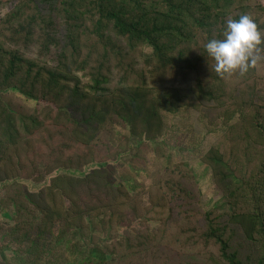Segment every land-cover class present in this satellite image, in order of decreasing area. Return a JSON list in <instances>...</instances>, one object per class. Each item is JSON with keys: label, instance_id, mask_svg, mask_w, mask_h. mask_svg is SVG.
Masks as SVG:
<instances>
[{"label": "trees", "instance_id": "obj_1", "mask_svg": "<svg viewBox=\"0 0 264 264\" xmlns=\"http://www.w3.org/2000/svg\"><path fill=\"white\" fill-rule=\"evenodd\" d=\"M27 2L36 9L44 6L48 11V24L43 32L45 51L32 57L26 50L0 44V95L12 89L44 104L36 114L41 145L26 139V126L21 130L12 122L16 118L14 101L8 104L0 101V185L12 182L19 186L4 187L23 189L22 194L4 198L14 205L18 217L12 225L0 223L2 247L10 248L11 238H14L24 250L16 252L24 263V256L46 253L52 246L51 239L56 243L64 240L73 223L76 237L90 230L95 214L116 216L122 210L128 221L154 212H172L176 203L191 210L192 204L198 203L199 195L182 185L177 193L170 195L162 191L155 194L154 189L148 191L150 206L143 207L140 195L131 197L124 186H113L114 181L107 178L108 172L101 168L106 163L101 162L103 155L96 141L87 138L95 123L103 124L108 116L116 115L131 124L132 136L143 135L149 142L157 141L164 132L163 106H174L173 103L191 97L194 108L212 124L210 118L215 115L228 125L229 133L238 138L243 135L247 141L252 137L258 161L261 160L251 174H241L242 162L233 161L220 148L214 147L205 158L230 208L229 214L217 216L211 211L205 214L204 236L219 247V256L213 262L264 264V89L251 87L246 91L251 93L248 100L243 101L242 94L236 105L224 103L201 75L203 59L193 52V47L204 38L207 41L220 38L227 16L233 13L234 0ZM236 11L241 13L233 18L247 14L246 9ZM33 16L20 20L25 22H20L16 31L31 32L36 24ZM86 16L91 25L87 24ZM13 17L7 22L19 21L20 13ZM59 19L64 22L63 38L69 46L65 50H58L57 35L62 32ZM257 24L261 30L262 26ZM92 33L108 47L123 49V66L139 47L150 48L151 54L141 55L136 62L130 59L126 68L130 75L135 74L132 83L127 82L128 74L118 81V89L113 91L108 87L112 82L111 72L105 71L103 66L84 81L86 78L81 72L86 69V60L78 66L67 62L70 45L75 47L80 36ZM118 43L122 44L119 48ZM51 54L54 57L50 59ZM159 95L171 101L164 103ZM237 116L239 122L231 125ZM89 137H94L90 131ZM56 147L61 153H47ZM95 163L100 167L79 179L73 177V172H85L87 166ZM109 169L116 173L111 166ZM47 180L50 184L39 192H31L23 183L21 185L23 181L43 184ZM226 216L228 219L224 221ZM62 221L64 224L58 225ZM228 222L244 233L246 242L257 248L247 260L232 249L235 231L231 232ZM93 252L100 257L103 255L96 248L89 250L90 254Z\"/></svg>", "mask_w": 264, "mask_h": 264}, {"label": "rangeland", "instance_id": "obj_2", "mask_svg": "<svg viewBox=\"0 0 264 264\" xmlns=\"http://www.w3.org/2000/svg\"><path fill=\"white\" fill-rule=\"evenodd\" d=\"M27 1L29 0H0V41L2 42L0 44L12 49L21 48L34 57L38 56V53L42 55L45 51L43 32L48 24V11L44 6L36 9L32 3L28 5ZM244 9L256 22H259L262 26L260 31L264 34V0H234L231 10L233 13L227 18H233L241 13L236 10ZM17 12L20 13L19 21L7 22L9 18H14L13 15ZM32 14L36 24L31 32H17L20 22H25L20 20ZM85 19L88 25L92 24L89 22V17L86 16ZM59 21L62 32L57 35L58 50L62 48L65 50L69 46L63 38L64 22L60 19ZM26 26L27 24L21 27ZM27 38L30 40L25 42ZM80 38L75 47L70 45L68 51L70 57L68 56L67 62L78 66L81 61L86 60V69L81 72L84 79L86 78L84 81L91 78V72L103 66L105 71L111 72L112 82L108 87L113 91L118 89V81L128 74L127 82L132 83L135 79V74L131 72L130 75L126 68L130 59L136 62L141 55L151 54L147 46L139 47L123 66V49L108 47L93 33ZM201 38H204V35ZM206 43L207 39L204 38L199 45L193 47V52L203 59L201 75L217 96L222 97L224 103L236 105L242 94L243 101L244 98L248 100L251 93L246 91L251 87L258 86L264 89V51L259 53L262 59L254 69L252 68L253 71L250 70L243 76L235 73L222 77L214 70L215 61L208 56L204 47ZM54 46L52 45L53 49ZM120 46L122 44L118 43L117 47ZM55 53L57 54V51ZM52 57L54 54L50 55V59ZM158 97L163 99L164 103L171 101L169 97L168 100L165 99L164 95ZM0 101L3 104L14 101L16 118L12 122L21 130L26 126L24 133L26 139L37 142L40 146L38 139L41 130L36 122V114L44 104L42 105L39 100L27 99L12 89L3 91ZM173 105L163 106L164 132L157 141L149 142L143 135L132 136L131 124L116 115L108 116L103 124L95 123V126L89 130L94 137L90 138L88 131L87 138L96 141L103 155L101 162L106 163L101 168L108 172L107 178H112L113 186H124L131 197L140 195L143 198V207L150 206L148 191L152 189L157 190L155 194L162 191L170 195L177 193L182 186H189L199 195L198 203L194 202L191 210L183 209L181 203H176L172 212H154L144 218L128 221L122 210L116 216L106 213L98 217L95 214L94 223L91 224L92 227L90 226L93 231L91 229L84 231L76 237L74 233L76 225L71 223L73 228L71 227V231H66L64 240L56 243L54 238L51 239L52 246H49L46 253L39 252L30 257L24 256V263L18 254L24 252L18 241L11 238L10 248L2 247L4 243L0 242V264H214L213 259L219 256V247L204 236L207 230L205 214L208 211L215 212L217 216L229 214L230 208L215 184L213 172L205 158L211 149L220 148L233 161L242 162L241 166L244 169H240L241 174H251L261 160L258 161L257 148L252 137L247 141L243 135L238 138L236 134L229 133L226 127L228 125H224L222 119L216 118L215 115L210 118L212 124L194 108L191 97H185L183 101ZM238 122L237 116L231 125H236ZM97 132L98 137L95 136ZM54 152L61 153L57 147L47 153ZM109 166L116 173L112 172ZM99 167L100 164H91L85 168V172H73V177L79 179ZM22 183L29 191L39 192L48 186L50 181L47 180L43 184L34 181H23L21 185ZM9 185L19 186L12 182L0 185V223L12 225L18 215L14 205L4 198L22 194L23 189L4 187ZM69 206L67 203L66 207ZM227 219L228 216L224 221ZM63 224L64 221L58 223V225ZM228 225L231 232L235 231L232 249L247 260L257 248L246 242V236L241 230L236 229L230 222ZM93 248L102 251L101 257L104 258L101 259L97 252L90 254L89 250Z\"/></svg>", "mask_w": 264, "mask_h": 264}, {"label": "clouds", "instance_id": "obj_3", "mask_svg": "<svg viewBox=\"0 0 264 264\" xmlns=\"http://www.w3.org/2000/svg\"><path fill=\"white\" fill-rule=\"evenodd\" d=\"M264 34L249 14L228 18L220 38H211L205 50L214 61L215 72L224 77L247 74L262 59Z\"/></svg>", "mask_w": 264, "mask_h": 264}]
</instances>
